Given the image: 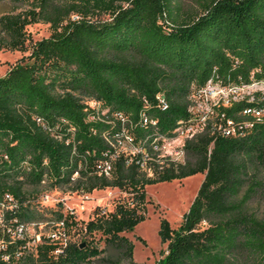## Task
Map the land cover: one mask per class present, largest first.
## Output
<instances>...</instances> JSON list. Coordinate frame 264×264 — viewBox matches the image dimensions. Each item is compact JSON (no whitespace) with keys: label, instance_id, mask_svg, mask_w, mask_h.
<instances>
[{"label":"trees","instance_id":"1","mask_svg":"<svg viewBox=\"0 0 264 264\" xmlns=\"http://www.w3.org/2000/svg\"><path fill=\"white\" fill-rule=\"evenodd\" d=\"M177 1L0 0V48L28 50L0 74V200H16L3 212L0 264H145L126 234L145 217L144 185L195 172L179 223L158 219L165 246L153 264H264V210L250 206L264 187V122L238 136L205 125L183 140L181 160L152 149L208 77L264 79V0H197L188 20H176ZM35 21L50 33L32 40ZM105 187L122 194L87 219L37 200ZM29 225H42L38 240Z\"/></svg>","mask_w":264,"mask_h":264},{"label":"rangeland","instance_id":"2","mask_svg":"<svg viewBox=\"0 0 264 264\" xmlns=\"http://www.w3.org/2000/svg\"><path fill=\"white\" fill-rule=\"evenodd\" d=\"M197 0H178V10L175 13L176 20H188L200 12ZM8 8V5L0 4V10ZM107 14L103 15L106 16ZM71 16H77L71 12ZM27 31L32 40L47 36L50 33L49 22L35 21L26 25ZM28 50L0 48V74L5 73L8 67L14 63ZM95 105L93 101H90ZM128 138H125L124 148H129ZM176 141H172L167 146L173 149ZM203 176L202 172L170 180L156 181L144 185L145 192V217L139 221L126 234L134 241V257L145 264H153L154 260L160 255L159 250L164 248L165 243L160 242L157 235L158 219L164 217L170 226H176L181 218V214L186 210L192 199L196 188ZM122 193L117 187H105L93 189L91 192L63 191L61 189H51L40 194L37 198L43 206L61 207L64 211L72 210L76 218L87 219L95 205L111 209L113 199ZM250 206L257 212L264 210V187L262 193H257L250 200ZM42 225L35 228L29 225L27 228L28 236H34L35 241L39 239V231ZM44 231V230H43ZM139 236V238H137ZM33 240H30V244Z\"/></svg>","mask_w":264,"mask_h":264},{"label":"built area","instance_id":"3","mask_svg":"<svg viewBox=\"0 0 264 264\" xmlns=\"http://www.w3.org/2000/svg\"><path fill=\"white\" fill-rule=\"evenodd\" d=\"M158 105L163 108L166 105L160 93L155 94ZM186 119H177L176 125L171 129V134L161 136L159 141L152 143V149L157 156L167 157L171 160H181L180 146L184 139L199 132L208 125L210 132H216L224 136H238L244 134L254 122H264V79L250 77L247 81L237 83H220L212 77H208L203 85L192 90L188 95ZM235 101L245 102L235 113L227 115L223 107ZM130 140V137H127ZM176 141L173 149H168L170 142ZM99 172L109 174L110 163L102 161ZM77 171L73 173L76 175ZM16 204L13 196L6 192L0 200V226L3 225V212L5 208ZM23 225L18 224V231ZM57 236V235H56ZM37 237H39L37 235ZM5 240L0 236V247H4ZM7 258V254H4Z\"/></svg>","mask_w":264,"mask_h":264}]
</instances>
